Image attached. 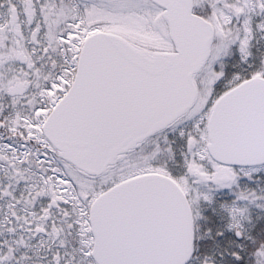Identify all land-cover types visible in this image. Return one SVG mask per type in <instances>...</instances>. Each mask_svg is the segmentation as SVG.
Listing matches in <instances>:
<instances>
[{"label":"snow or ice","instance_id":"snow-or-ice-1","mask_svg":"<svg viewBox=\"0 0 264 264\" xmlns=\"http://www.w3.org/2000/svg\"><path fill=\"white\" fill-rule=\"evenodd\" d=\"M0 264H264V0H0Z\"/></svg>","mask_w":264,"mask_h":264}]
</instances>
